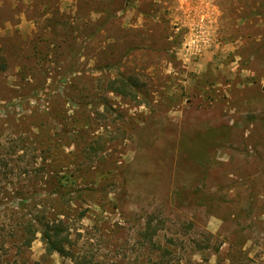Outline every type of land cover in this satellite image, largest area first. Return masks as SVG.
<instances>
[{
  "label": "rangeland",
  "instance_id": "374dc122",
  "mask_svg": "<svg viewBox=\"0 0 264 264\" xmlns=\"http://www.w3.org/2000/svg\"><path fill=\"white\" fill-rule=\"evenodd\" d=\"M117 74L140 85L135 99L105 90ZM10 126L58 133L60 156L46 177L19 176L37 171L39 153L13 157L0 201L74 174L76 253L264 264V0H0L1 142L15 141ZM211 130L220 135L200 142ZM147 220L161 260L139 240ZM9 228L1 216L5 257L72 264L39 235L16 256Z\"/></svg>",
  "mask_w": 264,
  "mask_h": 264
},
{
  "label": "trees",
  "instance_id": "16d2710c",
  "mask_svg": "<svg viewBox=\"0 0 264 264\" xmlns=\"http://www.w3.org/2000/svg\"><path fill=\"white\" fill-rule=\"evenodd\" d=\"M30 79L29 77L23 78L25 82ZM139 87L140 85L136 83V81H133L132 77H123L117 74L114 79L107 81L105 90L119 97L131 96L132 99H135L138 92L136 90H138ZM10 127L15 141H0V168H7L8 163L13 157H16L17 160L21 159L19 153H22V156H24L28 154L31 155L32 152H37L40 155H36L35 153V155H31L30 158L34 161H37V158H39L41 166L38 167L37 171L34 173H20L19 176H37L42 173L43 176L46 177L51 171L48 169L45 162H48L51 167V164H55L58 161V156H60L57 152L59 147L57 143L58 133L47 134V132H44L47 135L44 137V141H42L39 137L42 132L41 129L38 134L30 135L28 131L22 130V132H20L14 129V126ZM218 135H220L218 131L211 130L205 135L200 136V142L205 143L207 139L211 140ZM44 144L48 147L47 151L52 152L49 155L43 150L39 151V148H42ZM42 152L46 153L45 157H43ZM68 156L69 155H66L64 158L68 159ZM63 174V183H61V179H58L55 183V177H52L49 180L54 184L49 183L48 187L43 188V190L39 188L38 191L40 194H38L37 191L28 194L18 189V191L12 193V196L8 199L6 198L0 201V218L3 216L10 224V230L5 236L9 237L12 247L16 249V256H21L24 251L29 249L39 235L47 255L56 254L62 258L68 259L72 264H98L95 262L92 255L86 254L85 252L81 253L78 251L76 253L73 251L74 242L70 239V227L67 223L69 212L68 205L71 201H74L77 195L82 191L80 189H75L76 179L74 174H69L68 171ZM206 198L207 196L198 197V204H204ZM36 199L39 201L36 202ZM84 214L85 211H82L79 214V219H82ZM151 224L152 222L150 220L143 223L139 231V240L142 242L143 246L155 251L158 258L161 260L162 256L168 255L169 253L165 247L156 243L155 238L158 229L152 228ZM1 228V230H3L4 226H1ZM13 238L15 241L12 240ZM4 245H6L5 240L0 243V251H3ZM5 253L3 254L4 257H0V264H39L38 262H28L25 260L19 262L16 259L5 257Z\"/></svg>",
  "mask_w": 264,
  "mask_h": 264
}]
</instances>
